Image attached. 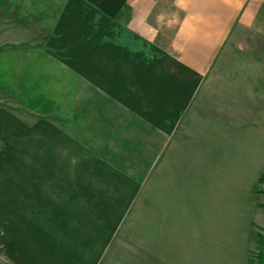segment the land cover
<instances>
[{"label":"crops","instance_id":"crops-1","mask_svg":"<svg viewBox=\"0 0 264 264\" xmlns=\"http://www.w3.org/2000/svg\"><path fill=\"white\" fill-rule=\"evenodd\" d=\"M173 5L180 16L165 45L150 0H101L97 11L66 0L48 33L43 20L0 17V142L21 151L6 164L20 176L0 181L5 264H103L149 177L138 167L162 175L171 166L223 46L235 29L264 21V0ZM257 127L264 143V123ZM141 151L150 163H132ZM161 175L150 176L152 191L183 184L169 169Z\"/></svg>","mask_w":264,"mask_h":264},{"label":"rangeland","instance_id":"rangeland-1","mask_svg":"<svg viewBox=\"0 0 264 264\" xmlns=\"http://www.w3.org/2000/svg\"><path fill=\"white\" fill-rule=\"evenodd\" d=\"M40 1L42 8H29L26 0H0V17L13 16L15 25L29 17L34 23L43 20L48 33L66 0ZM86 1L95 11L101 9V0ZM150 1L149 22L157 26L158 41L165 45L180 13L174 0ZM260 33L264 21L258 20L252 29H235L223 46L189 109L179 144L169 153L166 165L178 166L162 168V175L160 169L156 173L138 167L149 177L103 264H258L264 251V143L257 127L264 123ZM17 115L24 117L22 126L27 123L24 115ZM3 146L0 142V181L21 172L20 167H6L7 156L20 159L21 151L6 153ZM132 155L134 164L150 163L146 151ZM168 169L183 184L170 182L164 196L159 190L163 184H155L152 191L150 176H163Z\"/></svg>","mask_w":264,"mask_h":264},{"label":"trees","instance_id":"trees-1","mask_svg":"<svg viewBox=\"0 0 264 264\" xmlns=\"http://www.w3.org/2000/svg\"><path fill=\"white\" fill-rule=\"evenodd\" d=\"M258 241H259V244H261V246H262V243H261V239L260 238L258 239ZM259 254L260 255L257 258L258 264H264V251L262 253H259Z\"/></svg>","mask_w":264,"mask_h":264}]
</instances>
